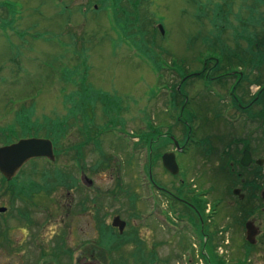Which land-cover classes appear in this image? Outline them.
Returning a JSON list of instances; mask_svg holds the SVG:
<instances>
[{
	"label": "rangeland",
	"instance_id": "374dc122",
	"mask_svg": "<svg viewBox=\"0 0 264 264\" xmlns=\"http://www.w3.org/2000/svg\"><path fill=\"white\" fill-rule=\"evenodd\" d=\"M100 1L0 0V145L11 142L14 137L10 134L11 139L8 140V127L20 132L16 117L23 107L27 114L22 116H28L30 111L27 127L36 130L39 135L44 134L39 132V125L66 126L60 141L63 150L60 156H56V162L49 165L43 160H33L25 165L14 185L19 186L16 191L23 193L27 192L26 187H30L29 190H35L37 197L32 200L33 195L32 198L27 195L21 200L11 199L4 186L0 187V202L7 207L6 213L0 216V264L53 263L50 254L54 242L49 235L56 228L63 241L66 239L67 247L73 243L71 247L74 248L84 235L94 239L95 226L87 225L83 219L84 212L74 214L75 208H72L76 203V209H81V202L85 207V201H94L105 208L107 216L118 215L127 223L124 238L130 236L132 241L125 240L126 245L131 244L115 257L114 261L119 264H141L143 259L134 249V242L139 247H146L145 239L153 244L152 250L157 254L156 264H189V259L193 260L190 264H201L199 258L181 249L184 242L191 243L189 231L183 228V224L176 225L179 233L172 234L167 230L162 213L166 214L169 204L160 194L150 195L147 189L150 165L147 147L144 142L132 147L131 143L137 139L131 137L151 133L149 127L156 131L149 140L152 152L154 139L162 140V136L169 132L180 140L189 128L188 151L178 156L186 186L191 190L199 189L198 196L210 206H206V210L210 208L212 213L204 224L207 233L208 230L213 233L232 226L231 231L217 235L220 247L228 252L224 260L239 257L241 248L237 245L240 241L243 244L244 219L252 211L254 227L255 224L263 225L264 199H261L260 193L254 198L255 192L251 188L243 190V200L237 199L231 191L240 188V181H235L227 170L221 169L230 157L228 154L234 160L238 157L235 150H240V146L236 144L242 143V140H250L253 157L264 161L262 125L245 120L244 115L234 109L227 108L223 112L229 88L233 85L234 71L241 73L236 66L222 62L217 71L213 68V61L209 62V72L215 82L208 85L202 79L192 78V74L201 70L206 57L219 56L210 49L211 44L216 42L210 33L216 35L214 22L220 18L219 11L224 13L231 4L232 17L235 14L233 11L243 14L239 8L243 9L246 0H142L139 12L132 11L134 0H119V9L128 14L129 20H135L140 15V24L129 22L119 11L116 15L111 0L104 7L103 3H96ZM88 4L94 8H87L84 15L78 6ZM247 4L251 6V0ZM258 10L260 14L262 9ZM156 24L163 27V36L156 31ZM217 29L223 32L220 35L224 44L235 49L230 30L220 24ZM203 36L209 37L211 43ZM137 40L144 52L155 54L154 59H149L138 49ZM240 43L239 53L247 51L245 42ZM155 64L160 71L155 69ZM249 71L253 73L250 68ZM249 71H245L248 80L260 78L264 82V66L253 74ZM184 73L186 76L181 85L178 75ZM84 79H87L86 85L89 82L90 89L75 97L73 91L79 88L75 84L83 83ZM178 84L181 86L177 89L187 99L184 100L181 93L173 94ZM257 90V85L242 81L239 91L233 96L247 104ZM102 92L107 96H103ZM83 96L85 98L79 101ZM170 99L173 109L167 112ZM253 110L256 112L257 108L254 106ZM180 112L188 122L187 126L176 121ZM219 113H222V119L227 117L222 120L218 117ZM226 119H231L232 123H227L229 120ZM85 132L91 140L82 149L83 175L91 182L92 189H86L82 182L84 186L79 184L81 188L77 190L57 189L64 187L59 182L60 175L80 180L81 175L71 162V146L85 142ZM231 142L234 145L230 150L228 144ZM210 149H214L210 155L212 158L207 157ZM151 154L149 156L154 159ZM154 167L155 164L151 178L160 186H176L179 176L171 179L160 166ZM237 170L242 180L260 183L257 175H264V162L261 168L252 166ZM56 171L60 173L56 174ZM138 183L142 187L140 194L147 209L152 199H156L151 203L155 205L152 215L157 220L155 228L143 226L138 211L133 209L134 203L129 201V194L132 196ZM262 189L264 192V183ZM33 201L41 208H52L54 214L46 218L47 211H39L36 207L38 214L33 220L41 223L46 218L42 230L38 232L26 229L21 221L18 223L16 218L13 219V215L22 210L24 202ZM145 205H140L139 209ZM197 225L200 227V222L197 221ZM131 233L139 235L132 238ZM34 236L37 238L34 239ZM226 238L235 242V246L225 247ZM97 259L104 264L101 256Z\"/></svg>",
	"mask_w": 264,
	"mask_h": 264
},
{
	"label": "flooded vegetation",
	"instance_id": "af4514ba",
	"mask_svg": "<svg viewBox=\"0 0 264 264\" xmlns=\"http://www.w3.org/2000/svg\"><path fill=\"white\" fill-rule=\"evenodd\" d=\"M122 1V0H121ZM129 1V0H128ZM125 12V11H124ZM123 22H125V19H123ZM205 72L208 73V71H206V65H205ZM238 76V75H237ZM237 83V81L234 80V84ZM239 91V90H237ZM237 91L235 90V87L233 90H231L230 92V98L227 101V105L225 106L224 110L228 108V110L234 109V106H232L236 100H239L238 97L233 96L234 94H237ZM259 91V90H258ZM257 91V92H258ZM256 93V92H255ZM261 94V92L259 91L257 93V97L256 100L258 98V96ZM254 97V98H255ZM253 102V101H252ZM251 102V103H252ZM262 103H264V98L262 99ZM258 107V106H257ZM243 108H248V106H244L241 107ZM253 106L249 107V109H252ZM26 113V110H23L22 112H20L19 114H23ZM18 114V115H19ZM182 117V112H180V116L177 117V121L180 123H182L183 125L187 126L186 120L183 119ZM23 120H22V125L25 127H27V125L29 124V113L28 116L23 115L22 116ZM194 119V118H193ZM18 121V118H17ZM188 127L186 129V136H185V132H184V138H181L180 140H178V138H175L174 136L171 135H164L162 136L163 139L159 140L154 139V144L152 145V148L154 149L153 152H155V156H153V152L151 151V156L154 157V159H151V157H149V168H148V174H151L152 177V167L155 164V167L160 166L161 170L171 179L174 177L179 176L180 178L178 179V183L176 184V186L173 187H162L160 186L157 181L153 178L149 179V175L148 176V182H149V186H148V191L150 193V195H157L160 194L167 202V204H169V208L168 211H166L164 214L165 216L163 217V222L164 225L167 227V230L171 231L172 234L174 233H179L180 230L176 229V225L179 226V224H183V228L186 229L187 231H189V238H190V242L191 243H187L184 242L181 246V249H183V252H187L192 253V255H194L196 258H202L206 255V251H205V247L208 245L210 249H213L214 246L216 247V254H215V264H264V224L261 225H256L257 227L256 230V235L254 237H251L250 239H247V234H246V222L248 221H253V214L252 211L250 213L247 214L246 219L243 222V244L241 243V241L239 242V245H237V247H240V253L241 255L239 257H236L235 259H230V260H224L226 259V256L228 254V252L222 250V247H220L218 240H217V235H221L222 232L224 231V233H227L229 231L232 230V226H227L224 227L222 229H220L221 231L218 232H209L208 233L205 232L204 230V224H203V216H202V206H203V198H200L198 195L200 194L199 189H195L198 190L195 192V190H191L188 189V187L186 186V181L184 180V174L181 171V168L178 164V156L185 154L188 151V143H189V136L187 135L188 133ZM42 135H39L38 133L34 136H31L28 133V136H26L25 138H30V137H37V138H45V137H41ZM131 139H137L135 140V143H131L132 147H138L139 144L141 143V139L140 136H138L137 134H135L134 137H131ZM174 140L177 141L178 143V147H176V145L174 144ZM88 139H86L85 142L78 144L79 142H75L78 145H73L75 148L72 150V158L74 160L78 159V151L81 152V154H79V157H81L83 160V153H82V149L84 147L85 144L88 143ZM6 145V144H5ZM250 140H246L243 142V145L241 146L240 150H235L236 154L240 153V158H242L243 156V151H244V146H249L250 147ZM2 146V145H0ZM232 147V146H231ZM215 149V148H214ZM211 149L210 153H208V156L212 154L213 150ZM246 150V149H245ZM250 154H251V164L249 165V167H252L254 165H256V161L260 160V159H255L253 157V154L251 152V149H247ZM173 153L175 155V160L178 166V173L173 175L171 173H169L163 165V158L165 155ZM230 157L232 158V155L230 154ZM237 157V155H236ZM212 158V156L210 157ZM238 159V166H239V160ZM153 160H155L156 162L153 163ZM262 160V159H261ZM234 161V160H233ZM158 162H160V165H158ZM235 164V163H234ZM231 170L230 175L238 177L241 174L235 172V168H233V164L230 163L229 164ZM237 166V165H235ZM77 172L79 173L80 176V180H75V184L73 185L72 188L76 189L77 188H81L79 184L84 183L85 184V188L87 189H92L91 188V182L86 179V177L83 175L85 171H83V169H76ZM235 173V174H233ZM182 174V175H181ZM19 179V176L11 183H5L3 184L1 181V185L0 187H3L5 189V192L7 194H9L12 198L11 199H17V200H21L23 198L28 197L27 195H30L28 198H33L32 200L37 197L36 196V192L34 190V192H31V190H27V192H18L15 190H18L19 186L14 187V185L17 183ZM82 182V183H81ZM16 186V185H15ZM81 186H84L83 184ZM27 189H30L29 187H26ZM25 188V189H26ZM141 185L139 184L137 186V189L134 191V193L129 194V201L133 204V209L138 211L137 215L139 216L140 222H142L143 226H150V229L155 228L156 224H157V220L153 218V212L155 209V205L152 206L151 203L153 201H155L156 199H152V202L150 203V212H149V216L147 217H142L143 214H145L146 212L144 210H146L147 206L145 205L146 202L142 200L141 197ZM150 188V190H149ZM34 189V188H33ZM57 189H61V187L57 188ZM56 189V190H57ZM247 189L244 185V180H242L240 178V192L238 194L237 199L239 200H243L244 194H243V190ZM254 198L258 197V193H260V197L261 199H264V192L262 191V189L260 188L259 185H256L254 187ZM29 191V192H28ZM194 193H192V192ZM50 192V191H49ZM199 192V194H198ZM20 196V198H19ZM131 199L133 201H131ZM148 200V198L146 199ZM86 202V206L84 207V202H81L82 204V208L81 209H76L78 204H73L72 208H75L74 214H81V213H85V217L83 219H85V221H87V225L90 226H95V231H96V235L94 239H89L86 238L87 235H84L81 237V240L79 241V244L76 245L74 248L73 247V243L70 244V247H67L66 244V239H64L63 241V236L61 234H58L59 230L58 228H56L52 234L49 235V238H51L54 242L53 245V249L51 251V257H53V261L57 260V264H100L99 260L97 259V257L101 256L103 259L104 264H119L118 261H114L115 257L117 255H120V250L123 251V249L128 246L131 243H128V245L125 244V240H129L130 236L128 237V239L124 238V236L126 235H120L118 233V230L116 228H113L111 226V223L113 221L114 218L119 217L118 215H113L111 216H107L106 213H104L105 208L101 207L99 204H95L93 203L94 201H85ZM92 203V204H91ZM145 205V207L143 209H139L140 205ZM32 205V207H31ZM76 207H75V206ZM12 206V204H11ZM23 207L21 211H18L16 213V216L13 215V219L16 218L17 222L19 223V221L22 222L23 225H25L26 229H29L33 232H38L42 230L41 226L43 224V222L46 220V218H50L53 217V210L52 208L48 209L47 206L45 208H41L39 207L35 201L31 202H24L23 205L21 206ZM38 210H45L47 211L46 213V218L44 221H42L41 223L36 222L33 220V217L38 214L37 208ZM4 208V211H0V216L4 215L7 211V207H4V205L0 202V209ZM78 210V211H77ZM95 211V213H94ZM204 213H207L206 211ZM208 215L212 213H210V211L207 213ZM82 218V217H81ZM120 218V217H119ZM151 218V220L153 221H148V219ZM210 218V217H209ZM198 221L200 222V227L198 228L195 224V222ZM126 228H127V223H126ZM125 228V230H126ZM199 229V233L197 232ZM208 229V227H207ZM182 230V229H181ZM133 236H137L139 234H130ZM54 237V238H53ZM37 236H34V239H36ZM202 239V242L200 241ZM146 240V247L145 246H141L139 247V244L137 242H134L135 244V250L137 252L140 253V255L142 256V263L141 264H156V252L155 250H152L153 244L151 242V240L145 239ZM224 245L225 247H234L235 246V242L233 241H228L227 238L224 239ZM129 241H132L131 239ZM140 243V242H139ZM224 247V248H225ZM46 256H49L46 252H44ZM154 256V257H153ZM193 260L190 259V263ZM49 264H55V263H49ZM140 264V262L138 263Z\"/></svg>",
	"mask_w": 264,
	"mask_h": 264
},
{
	"label": "water",
	"instance_id": "95a60500",
	"mask_svg": "<svg viewBox=\"0 0 264 264\" xmlns=\"http://www.w3.org/2000/svg\"><path fill=\"white\" fill-rule=\"evenodd\" d=\"M36 158H46L50 161H54L55 157L53 154L52 144L49 140L41 139H27L20 140L19 142L1 147L0 148V174L7 180H12L18 171L30 160ZM249 162V154L245 153L241 164L247 165ZM258 164H261L258 162ZM164 168L175 175L178 173V168L173 155H165L163 158ZM238 194L237 191H234ZM114 227L119 228L121 233L125 227V223L120 221L119 218L113 220ZM247 239L256 235V230L253 224L247 223Z\"/></svg>",
	"mask_w": 264,
	"mask_h": 264
},
{
	"label": "trees",
	"instance_id": "16d2710c",
	"mask_svg": "<svg viewBox=\"0 0 264 264\" xmlns=\"http://www.w3.org/2000/svg\"><path fill=\"white\" fill-rule=\"evenodd\" d=\"M224 14H229V12H225ZM222 14V15H224ZM227 16V15H226ZM224 16V17H226ZM223 16H221L222 18ZM218 18L215 19V21H217ZM218 26V23L216 24ZM221 33L218 32L217 35L215 36V39L217 40L218 44L214 47V44H211L212 48L211 51H215L216 53L219 54V56H214L213 57H216L217 60H218V65L221 64V61L222 62H225V63H231L230 61L233 59V58H238L240 59L241 57V61L242 63L240 64H244V66H246V63L244 61V55H241V56H238V55H235L233 53V49H231L230 47L226 46L224 44V42L221 40ZM248 37V36H247ZM250 37V36H249ZM257 36H255L254 39H251L249 38L248 42H249V46H248V49L247 51L250 52V57L254 58V59H259V60H262V58L264 57V54L262 53L261 51V43H259L257 45V51H254V47L256 46V44L258 43V40L256 38ZM239 38H244L243 36L242 37H239ZM246 52V51H245ZM238 53V52H237ZM212 58V56H209V59L208 61ZM219 57H221V61L218 59ZM243 59V60H242ZM259 65H257L256 63L253 62V65H249L248 68L252 69V70H258V68L262 65L261 62H258ZM259 66V67H258ZM249 84H255V85H258L260 87H262V90H264V82L260 80V78H257L255 81H248ZM264 92V91H263ZM32 129V128H31ZM64 130H65V126H62L60 130H58V127L54 126V125H50V126H44V130H39V132H44L45 136L44 137H49L53 144H54V147L56 148L57 150V154L58 156H60L61 154V150L63 149L62 145L60 144L61 142V139H62V136H63V133H64ZM25 132V131H24ZM36 132V131H35ZM37 133V132H36ZM35 133V135H36ZM25 135V133H23ZM23 135V136H24ZM150 133L144 135L142 137V143L144 142L146 145L149 144V139L151 138L150 137ZM16 137H14L15 139ZM145 139L148 141V143L145 142ZM79 153H81L80 151H78V162L81 161L82 163L84 162L83 160H81L82 158L79 157ZM60 173L59 171H56V174ZM57 178V177H56ZM59 179V182H62L63 186L65 187H61L62 189L68 191L69 189H71L73 187V183L75 184V181H74V178L72 176H69V175H66L62 177V175H60L58 177ZM73 181V182H72ZM2 182L4 183V180H2ZM204 210V209H203ZM210 257V258H209ZM209 257L205 259V262L207 264H214L215 263V260L212 256V254H210L209 252ZM209 259V261H208ZM55 264H57V261L54 262Z\"/></svg>",
	"mask_w": 264,
	"mask_h": 264
}]
</instances>
